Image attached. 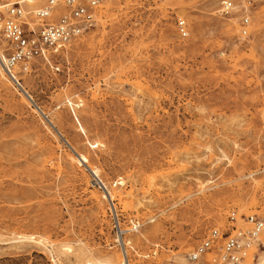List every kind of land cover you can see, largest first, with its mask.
I'll return each instance as SVG.
<instances>
[{
  "label": "rangeland",
  "instance_id": "1",
  "mask_svg": "<svg viewBox=\"0 0 264 264\" xmlns=\"http://www.w3.org/2000/svg\"><path fill=\"white\" fill-rule=\"evenodd\" d=\"M223 1L107 0L95 27L17 73L27 95L1 71L0 264H83L80 248L176 264L228 235L232 213L239 228L260 214L264 0L229 14ZM260 242L236 264H262ZM206 262L231 264L217 250Z\"/></svg>",
  "mask_w": 264,
  "mask_h": 264
},
{
  "label": "built area",
  "instance_id": "2",
  "mask_svg": "<svg viewBox=\"0 0 264 264\" xmlns=\"http://www.w3.org/2000/svg\"><path fill=\"white\" fill-rule=\"evenodd\" d=\"M107 0H48L36 10L27 9V0H0V65L3 73L19 85L17 73H27L31 62L42 58L50 63L49 52H56L95 27L97 12ZM251 8L261 0H240ZM234 9L233 2H222V14ZM240 37L249 36V18L245 14L240 20ZM176 29L181 39L188 37L185 20H176ZM18 71V72H17ZM104 188V187H103ZM105 189V188H104ZM109 195V194H108ZM261 206L259 215L244 217V227L236 226L232 213L231 231L219 235L212 230L209 235L188 254V260L199 262L207 253L217 250L223 263L236 264L242 261L254 245H261L264 235V183L260 189ZM207 264V262H206Z\"/></svg>",
  "mask_w": 264,
  "mask_h": 264
},
{
  "label": "bare ground",
  "instance_id": "3",
  "mask_svg": "<svg viewBox=\"0 0 264 264\" xmlns=\"http://www.w3.org/2000/svg\"><path fill=\"white\" fill-rule=\"evenodd\" d=\"M107 3V2H105ZM178 6L181 5V3H177ZM2 69H1V66H0V75H2ZM5 83V82H4ZM17 86H19V88L21 89L22 93L23 94H26V91H24V89H22V86L21 84H17ZM72 105V104H71ZM43 114V112H42ZM44 116V115H43ZM76 121L78 122V120L76 119ZM48 122L51 124L50 126H52L54 128V125L52 123V121L50 119H48ZM79 125V130L84 133V130L82 128V126L78 123ZM65 143H67L69 146L70 144L65 140ZM89 146L91 148H94L97 146V143L94 142V143H89ZM71 147V146H70ZM72 148V147H71ZM73 149V148H72ZM74 151V150H73ZM75 152V151H74ZM75 156L77 158V161L79 164H85L86 167L90 170L91 174L95 177H97L98 175V170L97 169H91L90 166H89V158L83 154H78L75 152ZM74 157V158H75ZM93 199L97 200V196L93 195ZM112 199V197H111ZM100 203V202H99ZM19 240H30V241H34L35 239L32 237V236H20L18 238ZM128 245V244H127ZM65 247V253L68 251V252H71L70 250V247L68 246H64ZM126 250V249H125ZM125 253V252H124ZM125 255V254H124ZM76 258L78 260H83V264H128V261H126V258H122L120 257L119 255H115L114 257H111V258H105V259H94L93 257H90L86 254V251L84 249H79L78 250V254L76 255ZM104 258V257H103ZM261 263L264 264V256L261 258ZM176 264H195V262H191L189 261L188 259L180 256L176 262Z\"/></svg>",
  "mask_w": 264,
  "mask_h": 264
}]
</instances>
